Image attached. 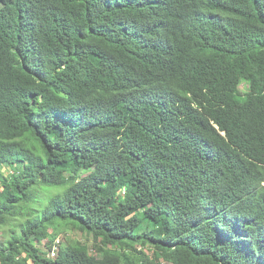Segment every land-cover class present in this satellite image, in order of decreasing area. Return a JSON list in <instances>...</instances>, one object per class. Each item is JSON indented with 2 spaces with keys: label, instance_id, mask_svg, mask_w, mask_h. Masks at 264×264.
Returning <instances> with one entry per match:
<instances>
[{
  "label": "trees",
  "instance_id": "1",
  "mask_svg": "<svg viewBox=\"0 0 264 264\" xmlns=\"http://www.w3.org/2000/svg\"><path fill=\"white\" fill-rule=\"evenodd\" d=\"M6 227L0 264H99L43 254L66 227L104 264H264V0H0Z\"/></svg>",
  "mask_w": 264,
  "mask_h": 264
},
{
  "label": "rangeland",
  "instance_id": "2",
  "mask_svg": "<svg viewBox=\"0 0 264 264\" xmlns=\"http://www.w3.org/2000/svg\"><path fill=\"white\" fill-rule=\"evenodd\" d=\"M242 89H246L245 85H242ZM6 175L9 173V171H5ZM153 224L150 221H145L143 227L141 230H146L148 228H151ZM10 227H6L5 229L0 230V244L2 241H7L9 239V230ZM52 232V230H50ZM58 238L61 240V244H68V243H75L80 242L87 244L90 247V253L92 255V258L95 260V262L99 264H104V261L108 258H114L116 254H112L109 251L99 252L98 248L106 249V247L103 245V241L100 239H96L91 235H88L86 233H83L79 230H73L72 228H64L62 233L58 236ZM47 241L44 240L43 242L38 243V247L42 250L43 254H48V247H46Z\"/></svg>",
  "mask_w": 264,
  "mask_h": 264
},
{
  "label": "built area",
  "instance_id": "3",
  "mask_svg": "<svg viewBox=\"0 0 264 264\" xmlns=\"http://www.w3.org/2000/svg\"><path fill=\"white\" fill-rule=\"evenodd\" d=\"M60 244H61V240L58 238V239L54 242V245H53L52 250H49V251H48V254H47V257H48V258H51V259H55V258H57V256H58V252H59Z\"/></svg>",
  "mask_w": 264,
  "mask_h": 264
}]
</instances>
